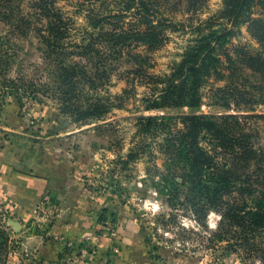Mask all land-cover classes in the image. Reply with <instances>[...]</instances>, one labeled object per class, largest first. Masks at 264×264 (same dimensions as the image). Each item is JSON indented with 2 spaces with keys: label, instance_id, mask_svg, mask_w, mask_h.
I'll return each mask as SVG.
<instances>
[{
  "label": "rangeland",
  "instance_id": "obj_1",
  "mask_svg": "<svg viewBox=\"0 0 264 264\" xmlns=\"http://www.w3.org/2000/svg\"><path fill=\"white\" fill-rule=\"evenodd\" d=\"M222 5L223 0H209L202 19ZM18 6L17 16L31 19L33 25L23 33L0 21V38L12 57L8 76L28 80L40 100L26 99L20 105L7 96L0 115V216L11 230L15 248L10 264H264V233L247 248L239 243L237 228L228 229L229 242L216 241L220 214L210 211L198 221L189 210L188 185L181 178L172 179L181 176L183 168L166 153L173 138L183 132L177 117L158 119L146 135L147 149L132 161L127 156L140 140L137 117L191 111L240 115L238 123L253 152L245 174L264 186V73L258 62V57L264 59V45L254 24L240 20L229 26L233 35L220 56L218 73L201 89L198 109L146 111L158 90L141 84L147 81L143 75L169 73L194 37L192 31L169 32L163 47L152 54L141 47L129 54L125 50L119 60L105 59L107 29L93 35L87 12L75 0H59L56 8L63 17L60 26L66 40L90 45L88 54L74 55L76 50L69 44L66 50L71 56L65 63L80 66L90 76L99 61L109 69L104 78L87 82V87L109 98L113 106L102 118L75 123L59 112L58 91L43 60L45 45L38 29L45 35L48 23L33 18L31 0H20ZM249 17L264 21V0H254ZM40 83L48 87L42 89ZM124 90L128 94L118 99ZM202 145L228 157L229 151H214L210 142ZM258 192L250 191L248 201L259 197ZM239 196L236 190L223 200L230 204ZM63 225L69 231L60 232ZM27 237L36 242L23 248Z\"/></svg>",
  "mask_w": 264,
  "mask_h": 264
},
{
  "label": "trees",
  "instance_id": "obj_2",
  "mask_svg": "<svg viewBox=\"0 0 264 264\" xmlns=\"http://www.w3.org/2000/svg\"><path fill=\"white\" fill-rule=\"evenodd\" d=\"M58 1L31 0L30 7L34 10L33 18L43 19L48 23L45 35H42L41 28L38 29V34L45 45L42 51L43 60L58 91L59 112L72 117L75 123L102 118L109 112L113 103L93 89H88L87 82L104 78L109 69L105 61H99L93 65L94 73L90 76L87 70L80 66L65 63L71 56L66 50L69 44L76 50L74 55L88 54L90 45L79 46L66 40L67 33L60 26L63 24V17L56 8ZM75 1L77 6L87 12L86 23L92 29L93 35L98 32L102 34V31L107 29L103 40L109 48V53L105 59L110 57L119 60L125 50L126 54H129L141 47L144 53L152 54L163 47L169 32L185 33L187 29L192 31L194 37L182 53L180 61L169 73L143 75L147 81L141 84L152 85L158 90L148 100L146 111L183 107L196 110L200 107L201 89L218 73L220 56L225 53L223 50L227 39L233 35L229 26H235L240 20L250 21L251 25L254 24L255 35L264 45V21H261L263 19L253 20L249 17L254 0H223L222 8L207 19H202V16L208 9L209 0ZM262 1L259 0L260 3ZM19 3L20 0H0V21L16 26L17 30L26 33L33 23L29 18L17 16ZM220 22H224V26ZM7 47L0 38V115L7 96L15 97L20 105L26 99L35 102L40 100L37 97L39 93L32 83L29 84L30 82L22 77L8 76L12 57ZM258 62L264 73V59L258 57ZM140 63L144 64L141 60ZM39 86L48 87L45 83H40ZM125 94H128L127 90L117 98L120 99ZM171 117L180 120L183 132L179 137L173 138L166 153L183 168V174L172 175V179L181 178L182 183L188 185L189 197L185 199L190 198L187 200L190 204L189 210L198 217V221L206 219L210 211L220 214L216 232L219 236L216 241L229 242L228 229L237 228L239 243L243 248L253 246L256 237L264 233V186L254 183L245 174L250 154L253 152L250 139L238 123L240 115L208 116L191 111L178 116L137 117L140 140L129 150L128 161H132L147 149L149 145L145 143L146 135L157 125V120ZM236 125L238 128L233 130ZM203 141L212 143L214 151H229L226 153L228 157H220L219 154L203 147ZM236 190L240 194L236 200L230 204L223 200ZM250 191L261 195L249 202L246 197ZM14 250L11 230L0 216V264H10Z\"/></svg>",
  "mask_w": 264,
  "mask_h": 264
},
{
  "label": "crops",
  "instance_id": "obj_3",
  "mask_svg": "<svg viewBox=\"0 0 264 264\" xmlns=\"http://www.w3.org/2000/svg\"><path fill=\"white\" fill-rule=\"evenodd\" d=\"M63 228H64L63 231H61L60 229H59V231L65 233L66 231H69V229H70L67 225H63ZM26 239L27 240L23 243L25 246L23 248L30 247L34 242H36V238H34V237H27Z\"/></svg>",
  "mask_w": 264,
  "mask_h": 264
}]
</instances>
